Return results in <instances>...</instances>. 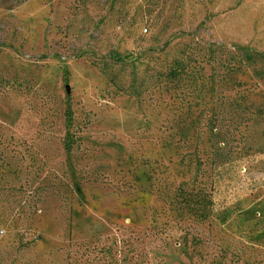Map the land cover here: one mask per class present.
<instances>
[{
  "label": "rangeland",
  "instance_id": "rangeland-1",
  "mask_svg": "<svg viewBox=\"0 0 264 264\" xmlns=\"http://www.w3.org/2000/svg\"><path fill=\"white\" fill-rule=\"evenodd\" d=\"M0 264H264V0H0Z\"/></svg>",
  "mask_w": 264,
  "mask_h": 264
},
{
  "label": "water",
  "instance_id": "water-1",
  "mask_svg": "<svg viewBox=\"0 0 264 264\" xmlns=\"http://www.w3.org/2000/svg\"><path fill=\"white\" fill-rule=\"evenodd\" d=\"M67 90H69V86H67Z\"/></svg>",
  "mask_w": 264,
  "mask_h": 264
}]
</instances>
